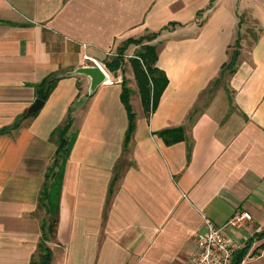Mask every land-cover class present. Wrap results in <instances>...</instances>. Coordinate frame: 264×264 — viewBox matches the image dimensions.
Listing matches in <instances>:
<instances>
[{
	"label": "crops",
	"instance_id": "1",
	"mask_svg": "<svg viewBox=\"0 0 264 264\" xmlns=\"http://www.w3.org/2000/svg\"><path fill=\"white\" fill-rule=\"evenodd\" d=\"M143 45L166 78L153 108L133 69ZM92 63L106 78L88 95L72 71ZM68 115L50 264H185L204 218L241 211L251 219L225 228L248 245L238 264H264V0H0V264L37 259Z\"/></svg>",
	"mask_w": 264,
	"mask_h": 264
},
{
	"label": "trees",
	"instance_id": "2",
	"mask_svg": "<svg viewBox=\"0 0 264 264\" xmlns=\"http://www.w3.org/2000/svg\"><path fill=\"white\" fill-rule=\"evenodd\" d=\"M236 53V52H235ZM236 55V54H235ZM122 56V55H121ZM137 57L132 60L134 74L141 95V100L144 107L152 105V108L157 103V100L166 85V78L163 73L155 67L156 50L153 45H143L140 51L137 52ZM120 58H116V61ZM234 60V57H233ZM232 63V62H231ZM111 66V65H110ZM118 66V65H117ZM116 66V67H117ZM112 68V67H111ZM115 68V67H113ZM56 81L55 77L45 79L39 86V97L45 100L50 93ZM121 101L127 111L128 127L125 133V142L130 138L134 130V116L129 105V89L125 82L122 84ZM72 118L67 116L63 124L55 129L52 135L55 137L56 150L51 166L45 174V181L39 194V206L44 208L47 214L45 221L41 225V240L38 244L37 259L31 260L29 264H50L51 249L47 245V241L54 238L56 226L58 222V196L60 188V173L62 165L67 159L72 138L67 136L70 129ZM179 132L181 129H174ZM171 130L163 131L159 134L170 133ZM182 136L177 135L169 140L175 141L181 139ZM248 245L239 249L234 254L238 264L239 259L246 253Z\"/></svg>",
	"mask_w": 264,
	"mask_h": 264
},
{
	"label": "built area",
	"instance_id": "3",
	"mask_svg": "<svg viewBox=\"0 0 264 264\" xmlns=\"http://www.w3.org/2000/svg\"><path fill=\"white\" fill-rule=\"evenodd\" d=\"M250 219L249 212L241 211L220 227L204 218L206 231L196 237L195 249L185 264H232L233 256L242 244L228 235L225 228H239Z\"/></svg>",
	"mask_w": 264,
	"mask_h": 264
},
{
	"label": "water",
	"instance_id": "4",
	"mask_svg": "<svg viewBox=\"0 0 264 264\" xmlns=\"http://www.w3.org/2000/svg\"><path fill=\"white\" fill-rule=\"evenodd\" d=\"M72 74H81L89 79V87H88V95H91L93 91L105 81L106 74L96 63H92L90 65H84L73 69ZM43 100L35 99L32 105L28 108L27 113H33L42 105Z\"/></svg>",
	"mask_w": 264,
	"mask_h": 264
},
{
	"label": "rangeland",
	"instance_id": "5",
	"mask_svg": "<svg viewBox=\"0 0 264 264\" xmlns=\"http://www.w3.org/2000/svg\"><path fill=\"white\" fill-rule=\"evenodd\" d=\"M135 95H136V92H133L132 89H131V90H130V98H131L132 96L134 97ZM133 97H132V98H133ZM131 102H132V101H131ZM131 104H132V106H134V107H133L134 111H136V110H137L136 102L133 101V103H131ZM71 134H72V133H71V130L69 129V131H68V133H67V136L70 138V137H71Z\"/></svg>",
	"mask_w": 264,
	"mask_h": 264
},
{
	"label": "bare ground",
	"instance_id": "6",
	"mask_svg": "<svg viewBox=\"0 0 264 264\" xmlns=\"http://www.w3.org/2000/svg\"><path fill=\"white\" fill-rule=\"evenodd\" d=\"M105 73V72H104Z\"/></svg>",
	"mask_w": 264,
	"mask_h": 264
}]
</instances>
